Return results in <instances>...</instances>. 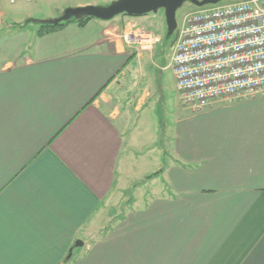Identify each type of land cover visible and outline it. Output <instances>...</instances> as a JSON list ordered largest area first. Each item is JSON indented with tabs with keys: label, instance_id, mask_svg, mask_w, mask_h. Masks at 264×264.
Here are the masks:
<instances>
[{
	"label": "crops",
	"instance_id": "obj_1",
	"mask_svg": "<svg viewBox=\"0 0 264 264\" xmlns=\"http://www.w3.org/2000/svg\"><path fill=\"white\" fill-rule=\"evenodd\" d=\"M5 15L0 0V264H264V96L152 120L147 66L168 55L121 38L142 16L38 36Z\"/></svg>",
	"mask_w": 264,
	"mask_h": 264
},
{
	"label": "built area",
	"instance_id": "obj_2",
	"mask_svg": "<svg viewBox=\"0 0 264 264\" xmlns=\"http://www.w3.org/2000/svg\"><path fill=\"white\" fill-rule=\"evenodd\" d=\"M123 42L151 52L160 38L129 22ZM169 67L180 103L193 113L214 100L264 96V0L188 12L174 32Z\"/></svg>",
	"mask_w": 264,
	"mask_h": 264
},
{
	"label": "rangeland",
	"instance_id": "obj_3",
	"mask_svg": "<svg viewBox=\"0 0 264 264\" xmlns=\"http://www.w3.org/2000/svg\"><path fill=\"white\" fill-rule=\"evenodd\" d=\"M115 0H2V3L4 4V7L6 8V15L5 18L7 19H14L17 21H43L49 18H46L48 15H51V13L54 14L55 18L50 19H56L57 17H60L61 12L66 10L67 8H73L75 7V4L78 2H86L91 5H97V6H105ZM241 0H220L219 3H217L215 6H221L226 4L235 3ZM10 5H16L13 7L12 13L11 6ZM10 9V10H9ZM198 7H195L191 3H184L177 11H176V21L177 24L180 25L182 18L185 14L191 11L198 10ZM135 17V16H134ZM130 22L134 23L137 27H146L149 29L154 30L156 34H158L160 40L155 45L153 50L149 53L151 55H154V53L161 49V52L164 54H167L168 59L167 63L169 62V57L171 55L172 48L167 42L168 40L165 39L167 36V29L165 24V19L163 15V10H158L156 13H148L146 15H142V19L139 21L134 19H129ZM33 24V23H32ZM31 26L37 28V24H33ZM28 31V30H27ZM171 40L172 37H169ZM135 51V53L143 54L144 51ZM148 53V54H149ZM147 54V53H145ZM164 64H160L156 67L153 65H148V69L150 68V73H153L155 76L156 84L160 87V93L158 98L152 96L151 97V103L147 106V109L144 110V115L149 118L151 117L152 120H156L159 118V115H163L164 111L168 109H171L175 105H179L180 102L178 100L177 93L175 91V84L172 77V71L170 67L165 66V68H162ZM167 65V64H166ZM164 109V110H162ZM151 119H149L150 122ZM139 125L141 123H145V118L140 117L139 119ZM148 156V155H147ZM144 157V156H142ZM138 159L133 163V171H132V178L138 179V177L141 175L140 172L148 171V167L151 162L145 161L142 162L143 159ZM146 169V170H145Z\"/></svg>",
	"mask_w": 264,
	"mask_h": 264
},
{
	"label": "water",
	"instance_id": "obj_4",
	"mask_svg": "<svg viewBox=\"0 0 264 264\" xmlns=\"http://www.w3.org/2000/svg\"><path fill=\"white\" fill-rule=\"evenodd\" d=\"M219 1L220 0H115L105 6L86 4L67 8L60 17L40 22L56 24L71 18L82 19L84 17L110 20L122 14L127 16H142L148 13H156L158 10H163L167 37H172L177 27L176 11L184 3L188 2L200 8L206 5H216Z\"/></svg>",
	"mask_w": 264,
	"mask_h": 264
},
{
	"label": "trees",
	"instance_id": "obj_5",
	"mask_svg": "<svg viewBox=\"0 0 264 264\" xmlns=\"http://www.w3.org/2000/svg\"><path fill=\"white\" fill-rule=\"evenodd\" d=\"M124 15V14H122ZM90 18L89 17H84L82 19H74L71 18L69 20L66 21H62L56 24H50L48 22H37L38 24V29L36 31V34L38 36L44 35V34H48L54 31H57L59 29H61L62 27H64L65 25H67L70 22H76L78 25H84ZM30 22L29 20L22 23H18L17 27H21L23 25H25L26 23ZM166 40H168L167 42L169 43V45L172 43L173 39L171 40L169 37H165ZM61 264V263H60Z\"/></svg>",
	"mask_w": 264,
	"mask_h": 264
}]
</instances>
